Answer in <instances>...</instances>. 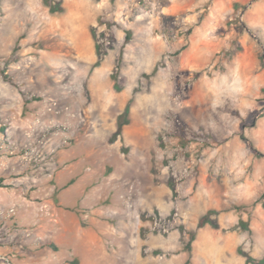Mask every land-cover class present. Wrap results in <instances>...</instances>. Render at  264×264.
<instances>
[{"label": "rangeland", "instance_id": "374dc122", "mask_svg": "<svg viewBox=\"0 0 264 264\" xmlns=\"http://www.w3.org/2000/svg\"><path fill=\"white\" fill-rule=\"evenodd\" d=\"M49 2L0 0V253L264 259V0Z\"/></svg>", "mask_w": 264, "mask_h": 264}, {"label": "trees", "instance_id": "16d2710c", "mask_svg": "<svg viewBox=\"0 0 264 264\" xmlns=\"http://www.w3.org/2000/svg\"><path fill=\"white\" fill-rule=\"evenodd\" d=\"M44 5L49 8L51 14H55L58 12H61L62 9L52 6V4L49 2V0H44ZM98 51V60L94 64V67H99L102 62V54L100 53V47H97ZM113 80L115 82V89L116 91H120V87L118 85V77L116 75L113 76ZM130 112V107L128 106L125 110V113H123L118 120V133L120 134L122 132V128L129 123L128 115ZM210 217V213H208L205 217L202 218V220L199 223V227L202 228L208 222V219ZM216 228H219L218 225L215 226ZM246 229V228H245ZM247 264H264V259L261 261H255L253 258L248 257Z\"/></svg>", "mask_w": 264, "mask_h": 264}, {"label": "built area", "instance_id": "2783aa9c", "mask_svg": "<svg viewBox=\"0 0 264 264\" xmlns=\"http://www.w3.org/2000/svg\"><path fill=\"white\" fill-rule=\"evenodd\" d=\"M0 260L6 264H11L10 258L2 253H0Z\"/></svg>", "mask_w": 264, "mask_h": 264}]
</instances>
